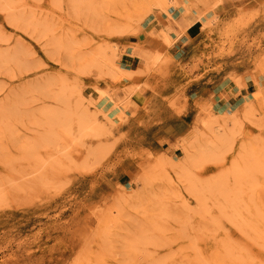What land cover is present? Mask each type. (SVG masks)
<instances>
[{
    "label": "rangeland",
    "instance_id": "rangeland-1",
    "mask_svg": "<svg viewBox=\"0 0 264 264\" xmlns=\"http://www.w3.org/2000/svg\"><path fill=\"white\" fill-rule=\"evenodd\" d=\"M170 6L203 10L175 41L159 21ZM0 50L25 67L0 72L15 106L0 115V264H151L178 242L158 230L171 209L181 225L177 208L184 237L197 219L231 230L221 202L264 146V0H0ZM219 90L252 96L224 111ZM55 95L83 97L73 126ZM48 152L64 164L34 159Z\"/></svg>",
    "mask_w": 264,
    "mask_h": 264
},
{
    "label": "bare ground",
    "instance_id": "bare-ground-1",
    "mask_svg": "<svg viewBox=\"0 0 264 264\" xmlns=\"http://www.w3.org/2000/svg\"><path fill=\"white\" fill-rule=\"evenodd\" d=\"M199 1L207 5L211 0H208L209 2H206L207 0ZM127 24L119 26L125 28L127 35L142 38V33L139 30H134L131 24ZM143 57L148 59L146 55H143ZM19 63L20 58L15 52L6 53L0 50V72H8L13 76L19 75L25 68L24 66L21 67ZM116 69L120 70L118 67ZM38 88V86L31 88L29 94L32 96L36 92L41 94ZM259 88L260 86H258ZM59 96L55 95L54 99L59 100L62 112L65 115L66 125L73 126V110L78 104L83 103V97L80 100H73L71 95ZM258 96L262 97L261 91ZM22 98L26 100L27 96ZM259 100H263V98ZM254 109V104L246 106L238 117V123L241 122V118H250L254 113ZM9 110H15V106L10 109L7 103L0 104V115H5ZM54 115L49 113L44 118V127L47 132L52 131L54 127L52 121ZM196 132L197 126L195 125L190 134L194 135ZM184 141L187 142L188 139L186 138ZM55 143L53 138L50 137L48 143H46L48 146L41 145V147L48 150L50 144ZM47 154L44 158L40 156L38 159H36L37 157L34 159L44 164H50L55 169L64 164L65 160L60 156H56L52 152ZM250 157L248 161L246 159L242 161V168L238 171L237 191H239V194L234 193L226 203L221 202V206L232 224L231 230H225L218 220L206 223V221L203 222V220L197 219L196 229L192 234L190 233L184 237L183 232L188 225L189 219L187 216H189V213L181 208L175 209V212L180 215L181 225L172 226L170 223L171 210L173 211V209L166 211L164 221L165 223L168 222L169 225L160 226L158 230L165 233L174 231V236L178 242H171L174 244V248L167 255L161 256L158 253L157 256L153 254L150 258L151 264H264V146L260 141L254 142ZM50 172H53V170H50ZM167 208H169V205ZM151 244L157 250L166 243L151 242Z\"/></svg>",
    "mask_w": 264,
    "mask_h": 264
},
{
    "label": "crops",
    "instance_id": "crops-1",
    "mask_svg": "<svg viewBox=\"0 0 264 264\" xmlns=\"http://www.w3.org/2000/svg\"><path fill=\"white\" fill-rule=\"evenodd\" d=\"M169 17L164 15L159 18V21L163 23V25H167L170 27L171 33H169V37L172 41H175L176 37L181 36L183 33L189 32L192 27L191 20L196 19L202 12V8L199 6H193L191 13H187L186 9L180 6L179 8L175 6H170L169 8ZM166 32V30H165ZM127 45H133L135 42L126 41ZM177 48H180L177 45ZM251 94L243 93H234L228 92L224 94L222 90H219L215 93L212 98L215 99V103L218 104L221 108H225L228 111H234L239 109L240 105L242 104L243 99H250ZM106 105L108 102L106 101Z\"/></svg>",
    "mask_w": 264,
    "mask_h": 264
}]
</instances>
